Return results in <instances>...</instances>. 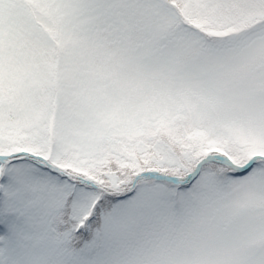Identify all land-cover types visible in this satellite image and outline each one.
<instances>
[{"label":"snow or ice","instance_id":"obj_1","mask_svg":"<svg viewBox=\"0 0 264 264\" xmlns=\"http://www.w3.org/2000/svg\"><path fill=\"white\" fill-rule=\"evenodd\" d=\"M0 264H264V0H0Z\"/></svg>","mask_w":264,"mask_h":264}]
</instances>
